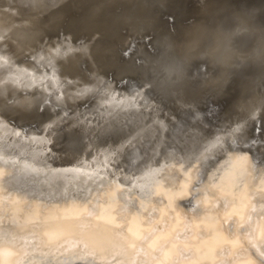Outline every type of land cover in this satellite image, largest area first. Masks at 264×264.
Segmentation results:
<instances>
[{
    "label": "rangeland",
    "instance_id": "374dc122",
    "mask_svg": "<svg viewBox=\"0 0 264 264\" xmlns=\"http://www.w3.org/2000/svg\"><path fill=\"white\" fill-rule=\"evenodd\" d=\"M2 1H5L6 5L7 0H0V26L5 27L4 29L0 27V75L2 74L0 92L3 93H0V96L3 95L0 102L3 103V106L7 105L4 106L5 109L8 107L6 111L12 110V114L6 113L0 103V109L2 108L0 110V162L7 163L9 167L13 166V169L11 168L6 173L7 176L13 178V183L6 189H0V207L7 202L14 204V192L22 191L21 173L29 168H34L32 164L45 171L60 172L63 169L73 171L71 168L78 170L79 161L75 162V159L82 158L85 160L83 164H88L89 166L86 165L88 169L96 173L102 188L99 192L101 195L97 196L96 207L102 209L101 202L104 200L116 201L110 207L120 202L121 206L118 211L123 210L124 220L126 219L127 226H130V218L136 217V211L139 212V209H144L146 205L153 202L152 205L154 204L156 207L152 210L156 219L161 220L164 218L165 210H168L167 207H169L172 198L176 195L180 198V194L184 191L185 177L184 175L178 176L170 179L171 183H164L160 176L148 174L146 170L152 163L160 162L172 154L189 158V156L193 157L201 153L217 129L235 121V117L239 113H246L253 106L258 108L255 112L256 120L248 122L244 128V135L241 139L234 141L231 147L235 153L252 154L258 163H264V146L260 144L264 137L256 134L259 128L264 126L262 117V115L264 116V0H42L44 3L46 1L48 4L50 3L51 7L47 2L42 6L41 0L40 3L38 0H18L19 6L16 0L13 7L19 6L18 9L9 7L12 6L14 0H8L12 2L9 5L7 1V8L2 5ZM27 3H30L31 6L30 4L28 6ZM2 6L5 8L4 10H2ZM33 7L42 9L39 8L40 10L37 11ZM47 7L49 11H47ZM8 8L11 9L12 16L16 15L14 18L10 16L12 21L9 18ZM44 8L45 10H43ZM251 8L258 11L249 27L241 29L233 19H228L231 12L237 9L251 12ZM12 9L22 13L25 11L24 14H28V16L21 13L25 16L24 18L19 12L15 14L17 11L13 15ZM53 9L58 14H53ZM35 11L37 12L35 13ZM40 14L42 15L40 16ZM32 15L35 17H30ZM17 16L18 19L14 20ZM27 17L39 18V20L33 19V23V20L29 19L31 22H25L28 20ZM154 17L157 20H154ZM5 18L8 24L4 22ZM8 20L14 25H20V28L28 25L31 30L27 27L30 32L23 31L25 34L29 32L27 34L36 36V32H39L37 37L34 36L38 42L32 35L28 37L32 38L30 40H33V43L29 42V38H25L24 33L21 35L23 29L20 30L18 27V33L13 24V30L9 27L6 28L8 25L11 26ZM23 20L24 24L21 26L20 23ZM50 20L52 24L49 22ZM152 22L156 23V27ZM36 24L40 25V28L43 29L40 31L43 33L36 29L39 27ZM44 25H47L46 29ZM184 26L189 29H185L183 35ZM158 27L159 29H157ZM32 29L37 31L33 32ZM18 34L24 37L21 38ZM178 34L183 37L178 39L180 36ZM186 35L187 41L186 38L183 39ZM242 35L244 36L238 45V39ZM192 39H197L199 42L193 40L194 42L191 43ZM27 40L33 45L27 44ZM45 43L48 45L45 46ZM195 43L200 46L199 48H202L203 53L188 60L186 55L192 52L193 56L194 48L192 49L191 45L194 47ZM51 45L52 48L55 46L54 52L51 51L53 50ZM44 47L47 49L44 50ZM41 49L44 52L49 50L45 52L48 55H44ZM91 51H94L92 55ZM228 53L230 56H227ZM64 54L71 58L65 57ZM74 54L77 59L71 56ZM49 55L54 57L51 58ZM41 58H44V62ZM53 58L58 59L59 62L54 59L56 64L52 60ZM68 58L71 64L68 62ZM3 59H5L4 62ZM49 61H53L55 64L52 65V62ZM46 62L50 63L47 67ZM185 63L189 64L183 66ZM69 64L73 65V67L70 66L73 70L69 68ZM92 66L99 68H97L98 70L94 68V70ZM27 67L31 68L29 71L34 70L35 73L28 71L27 74ZM63 68L65 72L62 71ZM23 70L26 74L23 73ZM72 71L73 73H71ZM8 73H10L9 76ZM29 73L34 76V80ZM64 73L65 75H63ZM75 73L74 76L77 79L79 74H82L83 79L79 77L82 81L78 79L81 81L80 83L75 80L76 77L71 79V75L73 76ZM34 74L38 75L37 78L40 81L48 82L52 94L49 93L50 91H46L45 84L47 83L44 84L45 87H42V81L40 83L36 79L35 82ZM68 74L71 75L68 76ZM20 76L21 78H19ZM28 77L36 85L31 84ZM170 79L178 82L175 85L176 88L162 93L161 86ZM19 80L20 83L21 80L26 82L19 84ZM50 80L51 83H49ZM4 81L9 82L6 84ZM37 81L41 86L37 85ZM73 82L74 84L78 82L76 87H73ZM25 83L32 86L23 85ZM80 84H85L82 85L83 89ZM137 85L141 86V91L146 93L148 100H163L172 107H177L182 101H186L189 107L185 109V114L179 122L175 121L172 125H165L174 120L161 123L158 117L149 116V114L143 113L139 107L129 104L131 97L141 96L130 94L135 93ZM78 86L79 90L80 87L82 89L80 91L77 89L79 93L75 90ZM47 88L49 90V87ZM44 89L45 91H43ZM72 89L75 92L70 91ZM81 91L84 93L81 94ZM5 94L6 96H4ZM56 96L59 99H56ZM223 96L224 100H222ZM49 97L51 99L53 97L55 104ZM7 103L10 105L8 106ZM15 105L21 106L22 110H19V107ZM20 111L23 113L21 114ZM116 113L120 114L119 117H116ZM105 117L114 121L111 128L106 131L80 129L81 125L84 128H92L88 122ZM10 118L12 119L10 120ZM68 120L75 124L70 130L64 125L54 127L58 123ZM2 124L7 127L3 128ZM53 128L57 129L56 134L50 133L51 129L54 130ZM18 129L20 130L18 131ZM250 137H254L255 142L250 140ZM88 139H92L104 148L122 146V169L126 171V174L134 176L137 173L141 177L139 179L137 176L130 177V183L121 175L113 178V175L117 173L113 172L110 165L108 169L112 175L107 177L106 172L101 174L102 168L97 166L101 171L97 170V160L91 156L93 151L85 152L84 147ZM245 141L249 142L245 144ZM262 166L264 167V164ZM216 168V173L223 170L222 166ZM14 179L19 181H14ZM202 179H209V175H205ZM202 186L203 183L200 182L195 186V189L202 188ZM192 195L178 200L180 205H187L189 201L191 204L192 201V208L189 211L196 213L194 219L186 220L188 228L182 233L186 239L195 238L191 245L186 247L187 253L191 254L192 251H195L199 254H219L221 250L225 249L227 250L226 256L233 261L232 264H264V239L258 242L259 246L255 242L250 244L252 242L249 238L254 236L253 226L252 228L244 227L245 235L240 236L238 215H236L235 223L229 220L222 226V221L232 217L231 213L218 211L208 213L199 203V195L195 194L194 196L193 192ZM121 197L124 201L120 199ZM131 204H134L138 209H130ZM14 206L15 204L12 205V207ZM98 208L91 204H85L84 212L85 214L90 210L96 212ZM3 213L4 215L8 214L7 209ZM70 214V218L74 219L75 214L72 212ZM92 217L91 223L94 225L92 220L95 219V216L94 219ZM103 218L105 219L107 216H103ZM262 219H259V216L255 217L256 221L253 225L255 226ZM164 223L166 226L162 228L161 232L169 233L174 227V219ZM54 224V219L48 220L44 223V227L48 230ZM73 226L76 227L75 224ZM78 230L91 234L93 228L85 223L78 227ZM104 231L102 230L100 235Z\"/></svg>",
    "mask_w": 264,
    "mask_h": 264
},
{
    "label": "bare ground",
    "instance_id": "6f19581e",
    "mask_svg": "<svg viewBox=\"0 0 264 264\" xmlns=\"http://www.w3.org/2000/svg\"><path fill=\"white\" fill-rule=\"evenodd\" d=\"M7 1H6V5H7ZM15 1L16 0H14L13 3L10 1L12 3L11 4L12 6H9V7L18 9L20 6L19 5L20 3L17 0L18 1L17 5H19V6L13 7L14 3H16ZM27 1H29V0H27ZM39 1L40 0H38V3H40ZM4 2L5 1H2V3H3L2 5L6 6ZM10 2L8 1V5ZM34 3H37V2H34ZM41 3H43L42 6H44L45 3L42 2V0H41ZM22 4H23V1H22L21 5ZM27 4L29 6L30 3H27ZM47 4H48V2H47ZM49 4H48V6H49ZM24 5H26V3H24ZM30 6H31V4H30ZM37 6H39V5L37 4ZM56 6H54V7H56ZM49 7H51V5ZM58 7H60V6H58ZM5 8H7V6ZM5 8L3 7L2 10H4ZM39 8L38 9L34 8V10L38 11V10L42 9V8H40V9ZM46 9H47V11H49L48 7ZM54 9H57V8H54ZM54 9H53V12H54ZM80 9H81V7L79 8V10ZM7 10H9V12L11 14V12H12L11 9L8 8ZM12 10H13V15H14V12L17 10H15V11H14V9H12ZM43 10H45V8ZM37 11H35V13ZM253 11L254 10L252 9L251 12L250 11L249 12H247V11L243 12V10L237 9V10L231 12L230 18H228V19H233V21L239 27H241V29H244L246 26L249 27L252 25L254 17L256 16V13L258 10H255L254 12ZM18 12H19V10L15 14H18ZM39 12H41V11H39ZM19 13L21 14L22 12H19ZM24 13H26V12L24 11ZM24 13H22V14H24ZM7 14H8V12H7ZM10 14H9V18H10V16H12V14L11 15ZM53 14H58V13L54 12ZM24 15H22V16H24ZM41 15L42 14H40V16ZM51 15L52 14L50 13V16ZM15 16H12V17L14 18ZM25 16H28V14ZM25 16H24V18H25ZM33 16L35 17V15H32L30 17H33ZM30 17H27L28 20L25 22H31L34 19V18L31 19ZM54 17H55V15H54ZM54 17H52V18H54ZM20 18H21V16H20ZM61 18H62V16H61ZM16 19H18V16L14 20H16ZM29 19H31V21H29ZM3 20H4V18H3ZM3 20H2V23L7 21V19L4 22H3ZM10 20H11V18H10ZM10 20H8V21H10ZM34 20H33V23H34ZM36 20H39V18ZM154 20H157V19L154 17ZM11 21H10V23H11ZM23 22H24V20L20 23L21 26L24 24ZM49 22H51V20ZM76 22H78V21H76ZM33 23H31V24H33ZM152 23H151V25H152ZM162 23H160V24H162ZM12 24L13 23H11V26L8 25L6 28L9 27L10 29L13 30L14 28H13ZM25 24H28V23H25ZM51 24H52V22H51ZM105 24H106V22H105ZM155 24L153 23V25H155ZM0 25H1V22H0ZM37 25L38 24H36V26ZM47 25H50V23L49 24L47 23ZM19 26L14 25L16 30H18ZM38 26L39 27H37L36 29L37 30L39 29L38 31H40V29H42V28H40V25H38ZM41 26H43V25H41ZM46 26H45V29H46ZM27 27L29 28L28 25L25 26L24 28L19 27L20 30L23 29L21 35L24 33L23 31H26V30L29 31L30 28L28 29ZM31 27H32V25H31ZM86 27H87V25H86ZM155 27H156V25H155ZM2 28L3 27H1V29ZM98 29H99V27H98ZM157 29H159V27ZM178 29H180V28H178ZM178 29H176L177 32H178ZM185 29H186V27L184 28L183 35L185 33ZM187 29H189V28H187ZM32 31H33V29H32ZM168 31H167V35H168ZM180 31H181V29H180ZM29 32H27V33H29ZM18 33H19V30H18ZM27 33L26 34L24 33L25 38L28 36L31 37L32 34L29 35ZM36 33L39 34V32H36ZM41 33H43V32H41ZM91 33H93V32H91ZM178 33H180V32H178ZM37 34H36V36L35 35L34 36L37 37ZM93 34H95V33H93ZM174 34L176 35V33H173V35ZM42 35H44V34H42ZM42 35H38V36H42ZM179 35L180 34H178V36ZM18 36H20V35L18 34ZM34 36L32 35L33 38H34ZM193 36H195V35H193ZM243 36L244 35H242L238 39L239 40L237 43L238 45H240V42H241V39L243 38ZM20 37L22 38L24 36H20ZM30 37H28L29 38L28 40H29V42L32 41L31 43H33V40H30V39H32ZM180 37H183V36L180 35L179 38L178 37L177 38L181 39ZM191 37H192V35H191ZM25 38H23V40ZM187 38L188 37L186 35V37H184L183 39H185L187 41ZM195 38L198 39L197 36H195ZM43 39H44V37H43ZM183 39H182V41H183ZM28 40L26 41L27 44L31 45V43H28ZM35 40L38 42L37 39H35ZM193 40L195 42L198 41V40L196 41L195 39H192L191 43L194 42ZM57 41H58V39H57ZM177 41L179 42V40H177ZM177 41H175V42H177ZM54 43H55V41H54ZM54 43H52V44H54ZM35 44H37V43H35ZM35 44H34V46H35ZM196 44L197 43H195L194 47L191 45V48L192 49L194 48L192 50L193 56H192V52L191 53L189 52V54L186 55V56H188V60H191L192 58L197 57V55L199 53H201V54L203 53V51H201L202 48H199L200 46L196 45ZM46 45H48V44L45 43V46ZM182 45H183V43H182ZM186 45L188 46L189 42L186 43ZM31 46H30V48L32 49ZM34 46H33V48H34ZM55 46H53V48ZM178 46H180V45H178ZM183 46H185V45H183ZM18 48H20V47L18 46ZM28 48H29V46H28ZM51 48H52V45H51ZM45 49H47V48L44 47V50ZM48 49H49V47H48ZM90 49H92V48H90ZM41 50L43 51L44 55H46L47 53L45 54V52L49 51L51 49L46 50L45 52L43 49H41ZM94 50H96V49H94ZM51 51L54 52V49ZM93 52L91 51V55ZM53 54H55V53H53ZM190 54H191V56H190ZM41 55H43V54L41 53ZM78 55H81V53H78ZM52 56H50V57L52 58ZM58 56H55V57L58 58ZM67 56L65 55V57H67ZM71 56H74L76 58L75 54L71 55ZM227 56H230V54ZM79 57L81 58L82 56H79ZM91 57H93V56H91ZM91 57H89V58H91ZM44 58L43 59L41 58L42 61L44 60ZM61 58H62V56H61ZM69 58H71V57H69ZM54 59H55V61L56 60L58 61V59H56V58H53L52 60L54 61ZM4 60L5 59H3V62H4ZM47 60H49V59H47ZM47 60H45V61H47ZM53 61H49V62L50 63L52 62L51 63L52 65L57 62V61L56 62L54 61L55 63H53ZM69 61H70V59L68 60V62ZM50 63H47L46 67ZM189 63H193V62H189ZM189 63H185V64H183V66L187 65ZM58 64L60 65V63H58ZM70 64L68 65L69 68L71 66ZM68 66H67V68H68ZM93 66H92L93 69L99 68V67H93ZM71 67H73V65ZM54 68H56V67H54ZM106 68H107V66H106ZM26 69H28V67ZM29 69H31V68H29ZM29 69L27 70V74H28ZM70 69H72V68H70ZM70 69H69V71H71ZM33 71L31 70L29 72L35 73ZM62 71L65 72L64 68ZM47 72H49V71H47ZM23 73H24V70H23ZM31 73H29V74L31 77H33V80H34V76H32ZM58 73H59V71H58ZM71 73H73V71ZM76 73L73 74V76L76 75ZM95 73H96V71H95ZM9 74L10 73H8V76H9ZM24 74H26V72ZM66 74H67V72H66ZM1 75H0V77H1ZM34 75L36 76V74H34ZM63 75H65V73ZM70 75L71 74H68V76H70ZM24 76H26V75H24ZM37 76L35 77V82H36V79L39 80V78H37ZM47 76H48V74H47ZM73 76L71 75L72 78L71 77L70 78L73 79L76 77V76H74V77ZM81 76H82V74L81 75L79 74L78 79H80V78L83 79ZM53 77H54V75H53ZM19 78H21V76ZM29 79L31 80L30 82H32V79L31 78H29ZM29 79H27V80L29 81ZM78 79L76 77L75 80L79 81ZM24 80H21V81L26 82ZM51 80L49 83H51ZM5 81H6V79H5ZM41 81H40V83H41ZM81 81H79V83ZM84 81H85V79H84ZM170 81H171V79L169 81H167L166 84H163L161 86L160 89H161L162 93H164L165 91L174 90L176 88L175 85L178 82H175V80H172L171 82ZM0 82H1V80H0ZM8 82L9 81H7V83ZM71 82H72V80H71ZM21 83L19 80V84H21ZM27 83H25L23 85H26V86L30 85V87H31L32 86L31 84H35L33 82L31 84H27ZM37 83H38V81H37ZM45 83H47V84H45ZM45 83L44 82L41 83V84H43L42 87H45L44 86V84H45L47 87H49V90L46 87V89H47L46 91H50L49 93L52 94L51 93L52 91L50 90V86H48L49 85L48 82H45ZM77 83L74 84V82H73L72 83V84H74L73 87L74 86L76 87ZM82 83H84V82H82ZM1 84H2V82H1ZM16 84H18V82H16ZM37 85L41 86L39 83ZM83 86H82V89H83ZM42 87H40V88H42ZM228 87H229V85H228ZM228 87H227V89H228ZM18 88H19V86H18ZM3 89H5V88L3 87ZM6 89H7V87H6ZM8 89H9V87H8ZM77 89H78V91L82 90L81 87L79 90V86L75 89L76 92H78ZM84 89H85V87H84ZM255 89H256V87H255ZM43 91H45V89ZM70 91L75 92L74 89H72ZM40 92H42V91H40ZM0 93L3 94L2 92H0ZM82 93H84V92L81 91V94ZM47 94H48V92H47ZM2 96L3 95H1L0 98H3ZM4 96H6V94ZM42 97H43V95H42ZM58 97H60V95H58ZM58 97L56 96V99ZM5 98H4V100H6ZM54 99H55V97H54ZM245 99H246V97H245ZM50 100L53 102L54 101L53 97H52V99L50 98ZM222 100H224V96L222 97ZM55 102L57 103V101H55ZM129 102H130L129 104H134L136 107H139V109H141L143 113L149 114V116H152L155 118L158 117L160 119L161 123L162 122L166 123L168 120H172V119L174 120V121H171L172 123H167L165 125H172V124H174L175 121L179 122V120L182 119L183 114H185V109H187L189 107L187 105L188 103H186V101H182V103H180L177 107H172L169 104H166L163 100H148V98L146 97V94L142 95V96H138V97L133 96V97H131V100H129ZM0 103H2V102H0ZM1 105H2V108L4 106H7L5 104L3 106V103ZM9 105L10 104H8V106ZM20 107H19V110L22 108V107L21 108ZM13 108H14V105H13ZM13 108H10V109H13ZM6 109L4 107L5 111H6ZM257 109L258 108L253 106V108H251V110L246 112L247 114L244 112L239 113L235 117L236 118L235 121L228 123L227 125L223 126L221 129H217L216 132L214 133V135L210 138L209 143L207 144V146L204 147V149L202 150L201 153H198L197 155H195L193 157L189 156V158L180 157L178 155L172 154V155L165 157L160 162L152 163L150 168L147 169L146 171L148 172V174L158 175V176H160V178L163 177V179L162 178L161 179L163 180L164 183H171L170 179L184 175V177H185L184 178L185 182L183 183L184 191L180 194V196H179L180 198H185V197L187 198V196H193L192 195V192H193L194 196H195V194L199 195V203L203 206V210L207 211L208 213L216 212V211L222 212V213L230 212L231 213L230 215H232V217H234V218H236V215H238L239 217H238L237 221H238V226L240 227L239 231H238L239 235L240 236H242V234L245 235V232H244L245 228L244 227L252 228V226H253L254 227L253 228L254 229V231H253L254 236L249 238L250 241L252 242L250 244H253V242H255V244L257 246H259L258 242H260V240L264 239V167L262 166L264 163H258L252 154L248 155V154L235 153V152H233L232 147H231V146H233L232 143H234V141H237L239 138L241 139V137L244 135V132H245L244 128L248 124V122H251L252 120H256L257 117L255 115L256 114L255 112H257ZM11 111H9V109H8V111H6V113L7 112L11 113ZM14 112H16V111H14ZM20 113L22 114L23 112L20 111ZM0 114H1V112H0ZM25 115H27V114H25ZM119 115H120L119 113H116V117H119ZM21 117H23V116L21 115ZM262 117L264 118L263 115H262ZM11 119L12 118H10V120ZM29 119H30V117H29ZM71 122L68 120L67 122L65 121L64 123H58L54 127L57 128L60 125H64V126H66V128L68 130H70L72 125H75L73 123V121H71ZM88 124H90L91 125L90 127H92V128H89V127L84 128V126L81 125L80 129H87V130H89V129L90 130L101 129L100 131H103V130L106 131L109 128H111V126L114 124V121L111 118L106 119V117H105L103 119H101V118L97 119L93 122H88ZM21 125L22 126L24 125L23 122ZM1 126L3 128L7 127V126H4L3 124ZM13 128H15V127H13ZM55 128H53L54 130L51 129L50 133L56 134L57 129H55ZM7 129H9V128H7ZM15 129H17V128H15ZM5 130H6V128L4 129V131ZM19 130L20 129H18V131ZM9 132H11V131H9ZM27 132H28V130H27ZM7 136H8V134H7ZM4 137H5V135H4ZM205 148H206V150H205ZM84 149H85V152H87V153H90L91 150L93 151L91 156L93 159L97 160L96 161V163H97L96 167L100 166L102 168V171L99 167H97V170L101 171V174L106 172L107 177H110V175H112V174H110L111 171L108 169L109 165L114 170L113 172L117 173V174L113 175V178L118 177L119 175L124 176V177H128L129 179H130V177L135 178L137 176L138 179L141 177V175L140 174L137 175V173H135L134 176L126 174V171L122 169V167H121V159L123 156V147L122 146L117 145L116 147L110 146V147L104 148L100 144H98L97 142L93 141L92 139H88ZM76 161H79L78 170H76V169L74 170V168H71V169H73V171H68L67 169H63V171H60V172H54V171H48V170L45 171L43 169H39L37 167V165L32 164V166H34V168H29L27 170H24L21 173L22 179L20 182H21L22 191H20L18 193L14 192L15 195H14L13 201H14L15 206L12 207V205H14V204H12L11 202H7L4 206L0 207V229H3V236H4V239L6 242V246L0 248V264H12V261L15 258H19L20 264H232L233 263V261L229 260V257L226 256L227 250H225V249L221 250L219 252V254H217V253H215V254H199V253H195V251H192V253L190 254V253L186 252L187 251L186 247H189L191 245V242L193 240H195L194 237H192L190 239H186L183 237V234H182L183 231L188 228V223L186 220L194 219L193 217H195V215H196L195 212L190 213L191 208H192V201H191V204L189 201V203L187 202V205H180V202L178 201L180 198H178L177 195L174 196L172 198L170 204H169V207H167L168 210H165L164 218H162L161 220L156 219V215L154 214V212L152 210L156 206H154V204L152 205V203H153L152 202V203L148 204V206L146 205V208H148V209L141 208V209H139V212L136 211L137 212L136 217L130 218V221H131L130 226L129 225L125 226V224H124L125 216L122 212L123 210L120 212L118 211L120 206H121L120 202H117L113 207H110L116 201L104 200L101 202V205L103 206L102 209L98 208V206L96 207L97 198H98L97 196L101 195L99 192L102 189L100 186L99 180L96 176V173L94 171L88 169V166H89L88 164H83V162L85 161L84 159H82V158H80V160L75 159V162ZM109 161H111V163H109ZM89 164H91V163H89ZM111 164H113V166H111ZM86 165H88V166H86ZM219 166H222L223 170H221L219 173L218 172L216 173V169H217L216 167L219 168ZM11 168L13 169V166L9 167L7 163L3 164L0 162V189L1 190H3L4 188L5 189L8 188L13 183L12 182L13 178L6 175V173ZM51 173H53V174H51ZM205 175H209V179H207V180L202 179L205 177ZM103 177L105 178V175H103ZM14 181H19V180L14 179ZM204 181H206V182H204ZM200 182L203 183L202 188L197 187L195 189V186L197 184H199ZM213 193H218L219 195L214 196ZM120 199L122 201H124L122 197ZM139 200H140V198H139ZM105 201H107V202L105 203ZM117 201H120V200L117 199ZM85 204H91L95 208H98L95 212V215H93V217H92V219H94V216H95V219L92 221L94 222V225H96L98 227L93 228L91 234H88L87 232H83L81 230H78V227H80L81 225H78L77 222L80 221L83 218V216L85 215V212H84ZM131 205L132 206H130L131 207L130 209H132V208L138 209L135 207L134 204H131ZM5 209H7V213H8L6 215H4V213H3V212H5ZM128 211H132V210H128ZM71 212L75 214L74 219L70 218ZM103 216H107V218L104 219ZM257 216H259V219H262V218L263 219L261 221L257 222L254 226L253 224L256 221L255 217H257ZM53 219L55 221L54 226H52L51 228H48V230H47V228L44 227V223L47 222L48 220H53ZM171 219H174V222H175L173 229L169 233L161 232L162 228L166 226L164 222L168 223ZM102 220H104V221H102ZM73 224H75L76 227H74ZM121 228H123V232L119 231ZM102 230H105V231L100 235ZM150 232H154V234L147 241V243L141 244V240L143 239L144 235L146 233H150ZM8 244H11L12 246L9 247V246H7ZM161 245H163L162 251H157V249H159ZM263 252H264V250H263Z\"/></svg>",
    "mask_w": 264,
    "mask_h": 264
},
{
    "label": "snow or ice",
    "instance_id": "6c2138e0",
    "mask_svg": "<svg viewBox=\"0 0 264 264\" xmlns=\"http://www.w3.org/2000/svg\"><path fill=\"white\" fill-rule=\"evenodd\" d=\"M132 95H145L146 93H143L141 91V86L137 85L136 87V91L135 93H130ZM234 131V130H233ZM257 135H262V137H264V126L260 127L259 130L256 132ZM250 140H252L253 142H255L254 140V137H250L249 138ZM249 141H245V144H247ZM260 144L261 146H264V138L261 139L260 141ZM163 179V177H161ZM125 180H128V182L130 183V179L128 177H125ZM121 195H123V192H121ZM214 196H218L219 194L218 193H213ZM107 201H105L106 203ZM95 214V210H90L87 214H85V216L77 222L78 225H84L85 223H87L90 227L92 228H95V227H98L96 225H92L91 223V217ZM231 220L232 222L235 223V218L234 217H229L228 219L222 221V226L223 224H226L228 223V221ZM124 224L125 226H127V220L125 219L124 220ZM120 232H123V228H121L119 230ZM154 234V232H150V233H146L143 237V239L141 240V244H145L147 243V241L151 238V236ZM6 246V242H5V239H4V236H3V229H0V248ZM7 246L11 247L12 245L11 244H8ZM163 249V245L160 246L159 249H157V251H162ZM12 264H20V261H19V258H15L13 261H12Z\"/></svg>",
    "mask_w": 264,
    "mask_h": 264
}]
</instances>
